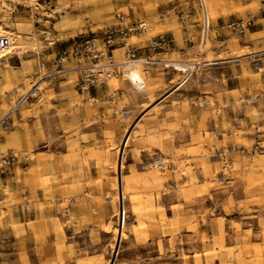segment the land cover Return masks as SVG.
Here are the masks:
<instances>
[{
    "label": "rangeland",
    "instance_id": "374dc122",
    "mask_svg": "<svg viewBox=\"0 0 264 264\" xmlns=\"http://www.w3.org/2000/svg\"><path fill=\"white\" fill-rule=\"evenodd\" d=\"M206 1L212 28L201 47L197 0H0V36L12 41L0 50V119L40 89L0 128V158L15 157L0 159V264H264V153H234L231 182L207 154L254 143L261 117L239 99L264 88V5ZM118 14L147 21L130 47L174 39L164 57L175 64H136L141 85L112 78L92 87V100L77 91L82 71L45 75L60 51ZM240 19L252 22L245 35L228 28Z\"/></svg>",
    "mask_w": 264,
    "mask_h": 264
},
{
    "label": "built area",
    "instance_id": "2783aa9c",
    "mask_svg": "<svg viewBox=\"0 0 264 264\" xmlns=\"http://www.w3.org/2000/svg\"><path fill=\"white\" fill-rule=\"evenodd\" d=\"M264 5V0H262ZM198 10L202 16V33L200 37L201 47H205L210 36V30L212 28L211 17L206 0H197ZM119 23L107 26L102 29L100 35H94L92 37L78 38L71 45L60 51L54 58L51 69L45 73L46 76L60 77L65 71L70 68L78 69L83 73L80 75L76 84L77 91L84 99H95L91 96V89L98 83L105 84L112 78H121L124 80L133 81L136 85H141L142 80L138 76L131 77L132 67L138 62L143 65L153 68L158 67H170L175 64L173 60L166 59L164 56L172 46L174 39L167 36H159L158 39L148 45L145 49H139L130 47L128 39L133 32L145 31L147 28V22L145 20L136 19L126 23L128 19L124 14H118ZM182 19L188 18L182 14ZM252 24L251 20H238L228 24V28L240 33L246 34L247 29ZM100 41L104 44L101 45ZM12 46V41L9 36H0V50H8ZM124 55L121 59H116L114 51L118 48H124ZM71 59H77V64L74 67H69L66 64ZM190 73L195 70L197 63H188ZM259 72H264V67H259ZM182 82H178L179 86ZM88 93L89 96H85ZM40 96L39 86H34L29 91L22 93L17 99L14 106L0 119V128L9 123L12 113L23 103L29 100L36 99ZM110 96L113 98L115 93L110 92ZM187 101L194 107H207L209 108V100L205 96H189ZM239 104L243 107H253L257 110L260 120L252 122L256 136L254 143L240 150L237 147L224 146L220 144H213L207 149V154L211 158H214L220 166V174L223 176V181L231 182L232 178L227 175L226 172L232 168L233 154L242 151L243 154H250L253 152L264 153V88H260L254 93H250L247 97L239 99ZM222 107V104H216L214 107H210L212 111L218 112ZM128 112V111H127ZM216 133H220L216 131ZM125 138L121 142L119 147V153L121 151V161L125 156L127 148V141L130 138L131 132L125 134ZM240 153V152H239ZM5 156V157H4ZM1 159L2 164H9L11 159L14 160L13 155H4ZM119 162V154H118ZM160 167L165 166V162L158 160ZM125 203L122 199L119 200V212H118V224L123 226L126 216Z\"/></svg>",
    "mask_w": 264,
    "mask_h": 264
},
{
    "label": "bare ground",
    "instance_id": "6f19581e",
    "mask_svg": "<svg viewBox=\"0 0 264 264\" xmlns=\"http://www.w3.org/2000/svg\"><path fill=\"white\" fill-rule=\"evenodd\" d=\"M147 22V21H146ZM147 24V23H146ZM147 28H148V24H147ZM147 28H146V30H147ZM249 54L250 55H254L256 52H254V50H252V49H250L249 51ZM137 64H141V63H137ZM142 68H140V66H138V65H135V66H133L132 67V71H135V70H141Z\"/></svg>",
    "mask_w": 264,
    "mask_h": 264
}]
</instances>
